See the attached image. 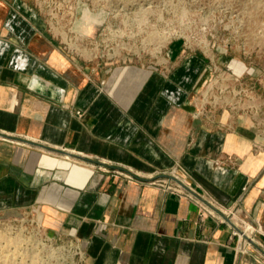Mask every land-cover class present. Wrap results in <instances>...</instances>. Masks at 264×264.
Here are the masks:
<instances>
[{
    "label": "crops",
    "instance_id": "1",
    "mask_svg": "<svg viewBox=\"0 0 264 264\" xmlns=\"http://www.w3.org/2000/svg\"><path fill=\"white\" fill-rule=\"evenodd\" d=\"M31 10L0 0V219L81 264H264V122L204 101L209 60L182 39L126 65L75 55ZM171 173L186 196L158 185Z\"/></svg>",
    "mask_w": 264,
    "mask_h": 264
},
{
    "label": "rangeland",
    "instance_id": "2",
    "mask_svg": "<svg viewBox=\"0 0 264 264\" xmlns=\"http://www.w3.org/2000/svg\"><path fill=\"white\" fill-rule=\"evenodd\" d=\"M5 1L37 12L58 43L75 55H99L107 62L148 59L182 39L188 51L209 60L216 76L204 101L264 122V0ZM14 228L27 233L4 238L8 245L0 247V264L82 263L63 247L66 243L42 228L36 231V223Z\"/></svg>",
    "mask_w": 264,
    "mask_h": 264
},
{
    "label": "built area",
    "instance_id": "3",
    "mask_svg": "<svg viewBox=\"0 0 264 264\" xmlns=\"http://www.w3.org/2000/svg\"><path fill=\"white\" fill-rule=\"evenodd\" d=\"M80 115V113H79ZM158 185L160 187L165 188L168 192L172 194H177L179 196H186L187 192L185 191L186 183L185 179L181 178L179 175H171L167 178H163L158 181ZM189 189V188H188ZM190 190V189H189ZM191 192V191H190ZM193 192V191H192ZM215 208V206H213ZM224 218L223 220L225 222H230L234 227V233L238 236L239 239L243 241H247L248 243L252 244L256 241L257 236V230L251 223L241 219L237 213L236 210H224ZM33 221H30V223ZM28 223L26 219H18V220H4L0 219V247H6L8 245L7 241L5 242L4 238H7L9 235H16L20 234V231L26 235L27 231L26 229H15L16 224H19V226L23 227ZM36 223V222H33ZM37 230L40 232V226L38 223H36ZM11 227V229L9 228ZM18 227V226H17ZM11 230V231H10ZM68 251H70L73 255L77 254L83 259L82 249L78 245H66L63 246ZM53 251L58 252L60 249L59 247H52Z\"/></svg>",
    "mask_w": 264,
    "mask_h": 264
}]
</instances>
